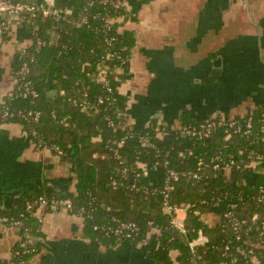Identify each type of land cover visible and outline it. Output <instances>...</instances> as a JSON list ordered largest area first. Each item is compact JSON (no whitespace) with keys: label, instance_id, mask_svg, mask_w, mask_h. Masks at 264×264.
Instances as JSON below:
<instances>
[{"label":"trees","instance_id":"1","mask_svg":"<svg viewBox=\"0 0 264 264\" xmlns=\"http://www.w3.org/2000/svg\"><path fill=\"white\" fill-rule=\"evenodd\" d=\"M54 3L56 7L70 9L71 13L66 19L40 18L36 23L37 36L45 44L39 48L29 45L26 54L14 55L10 73L16 84L2 98L0 115L2 105L8 114L0 123L21 125L36 149L58 148L62 153L60 160L68 163L74 173V191L61 192L43 185L18 197L11 210L0 209V216L22 222L21 239L13 244L8 258L0 259V264L19 261L29 264L38 252V243H32L31 239L40 236V218L35 214L36 207L27 210L26 205L39 197L69 199L74 212L84 222L85 234L103 245H114L127 234L128 239L137 244L151 230H156L158 243L152 252L155 260L169 262L175 253V264H192L187 240L200 229L208 241L193 258L197 264H247L250 259L245 256L247 249H252V255L264 264V247L251 245L259 235L258 224L250 222L254 213L264 217V206L255 200L257 187L264 185V134L261 129L264 108L233 117L241 124L251 119L252 129L247 135L228 127H217L200 139L183 137L178 129H165V133L158 136L155 121L141 132L131 129L119 116L126 108L119 85L128 72L134 45L133 32L126 28L125 21H133L134 16L125 9L115 11L108 5H101L98 0H55ZM106 13L128 16L106 28L100 19ZM81 18L85 19L81 25L71 21ZM52 32L57 37L49 43ZM24 36L34 39L30 29ZM111 37L113 39L106 43L105 38ZM112 51L120 55L124 63L103 58ZM24 62L29 67L25 79L37 93L35 97L25 94L20 87L22 80L18 72ZM100 62L107 70L117 66L123 70L119 75L121 81L108 75L110 93L93 77ZM51 91L55 94L48 96ZM98 97L104 98L103 103H97ZM84 102L94 108L83 109ZM30 110L39 112L37 122L22 116ZM201 122L190 119L186 113L180 116V126H197ZM126 137L128 140L118 145V141ZM141 137L147 143L142 144ZM252 154L260 155L261 159L252 160ZM199 159L207 166L199 169ZM230 160L234 165L227 171L212 169L214 163ZM137 164L150 167L158 164L163 170L184 174L173 182L170 197L173 203L191 205L185 220L187 234L170 226L168 216L161 210L160 188L141 180ZM194 172L199 174L198 178L191 177ZM234 194L237 200L231 212L246 221L238 231L240 241L236 240L237 232L224 221L208 225L200 217L205 210ZM227 210L225 208L221 215ZM121 223H132L136 228L116 233L114 230L119 229ZM95 226L104 229H94ZM225 244H229L230 249L224 256Z\"/></svg>","mask_w":264,"mask_h":264},{"label":"crops","instance_id":"2","mask_svg":"<svg viewBox=\"0 0 264 264\" xmlns=\"http://www.w3.org/2000/svg\"><path fill=\"white\" fill-rule=\"evenodd\" d=\"M127 5L134 19L125 26L134 45L119 92L131 129L141 132L155 121L175 130L183 113L198 122L264 108V0H127ZM28 29L15 25L0 38V101L14 86L10 66L27 44ZM139 172L143 182L162 185L158 164ZM74 183L68 163L36 149L18 123H0V209L11 210L18 197L43 185L66 192L74 191ZM233 197L205 210L204 221L217 224ZM36 215L40 236L31 242L39 250L29 264H175V253L166 263L152 256L156 230L137 244L125 238L103 245L85 234L78 215L41 208ZM21 237L20 229L0 228V259L10 256Z\"/></svg>","mask_w":264,"mask_h":264},{"label":"built area","instance_id":"3","mask_svg":"<svg viewBox=\"0 0 264 264\" xmlns=\"http://www.w3.org/2000/svg\"><path fill=\"white\" fill-rule=\"evenodd\" d=\"M55 0H0V38L8 35L12 28L15 25L19 26H28L31 30V34L34 39H27V44L18 52L20 54H26V48L29 45L35 44L36 48H39L45 44L43 40H41L37 36V26L34 22L35 19L39 21L40 18H51L53 20H59V19H66L67 15L71 13L70 9L68 8H59L55 6L54 3ZM98 3L104 6H109L115 11L125 9L128 10L127 0H98ZM88 5L91 6L92 2L89 1ZM130 12V11H129ZM130 15L133 16V14L130 13ZM128 14H118L116 16H112L109 14H104L100 19L103 21V24L106 28H110L111 25L115 22H122L124 21V18H126ZM75 25H81L82 23H85V19H77V20H71ZM125 23H129V21H125ZM55 32H52L50 35L51 40L49 43H52L56 39ZM113 38H105L106 43H109ZM30 60H33L32 57H30ZM104 59H117L121 61V64L124 63V60L118 55L116 52H108L105 54ZM103 62H100L97 65V73L93 74V77L102 83V85L105 87L107 92H111L112 89L109 85V81L107 79L108 75H111L112 79L121 81V78L119 77L120 74H122L123 70L119 66L115 67L114 69H108L105 65L102 64ZM29 71L28 64L26 62L22 63L18 74L20 75V79L22 82L20 83V87L23 89L25 94H29L33 97L37 95L34 89H32L30 81L25 79L26 74ZM16 84V81L14 80V85ZM108 99V98H107ZM104 98L98 97L97 103H103ZM2 100L0 101L1 106ZM93 109L94 106L88 102L83 103V109ZM3 111L1 112L0 119H4L7 116V111L4 109L2 105ZM24 118H29L33 122H37L39 117L38 111H28L25 114H22ZM119 116H121L126 124V113H119ZM128 126V125H127ZM217 127H228L234 130L236 133H240L242 135H247L251 133L252 129V123L251 119L248 118L243 124L239 122L238 119H234L233 117L230 118H224L220 116H212L207 118L206 120H203L201 123H199L197 126H180L178 128L179 133L183 137H190V138H203L207 137L209 133L216 129ZM156 130L157 135L160 136L163 133H165V127L161 122H156ZM262 132L264 134V127L261 128ZM26 135L29 137L28 133L24 131ZM225 132H228V129H226ZM131 137V136H130ZM129 137H126L120 141H118V145H121L125 140H128ZM262 140L264 141V135L262 137ZM140 142L142 144L147 143L146 139L144 137L140 138ZM42 149H48L52 151L57 157L60 158L62 155L61 151L58 148H42ZM253 159L259 161L261 159L260 155L252 154ZM164 165V164H163ZM198 168H203L207 166V163H205L203 160L199 159L197 161ZM232 165H234V161L230 160L228 162L224 163H214L212 165L213 170H219L227 171ZM143 164H137V168H143ZM163 183L159 187L160 188V194L162 196L161 200V210L162 212L168 216L169 218V224L170 226L178 231L181 234H187L188 230L185 226V220L187 211L191 207L190 204H176L171 201L170 194L172 190L174 189L173 182L177 181L180 176H183V173H178L173 170H163ZM123 174L127 172V170L124 168L122 170ZM192 178H198L199 174L197 172H194L190 174ZM112 185H115V181H112ZM234 197L237 200V194H234ZM256 203L259 205L264 206V185H259L257 187V193L255 195ZM33 207H36V211L38 209H46L50 211H57V210H63L70 214L77 215V213L74 212L73 206L71 204V201L67 198H61V199H50L46 200L42 197H39L37 200L33 201L32 203H27L26 208L27 210H31ZM234 207V204L231 205L230 208H228L227 211H225L219 218L218 222L220 220L224 221L234 232H237L236 234V240L240 241L241 236L238 233L240 227L246 223L245 220H240L236 216H234L231 212V209ZM36 214V212H35ZM200 217L203 219V214L200 215ZM204 220V219H203ZM251 223L258 224L256 229H259V235L251 244L254 247H264V217L260 218L259 214L254 213L250 218ZM2 227H12L17 228L22 231V222L19 219H12L8 218L6 216H0V228ZM135 225L132 223H121L119 229L114 230L116 233H121L122 230H133L135 229ZM94 229H100L103 230V227L95 226ZM109 230V228H107ZM106 229V230H107ZM126 238L128 239V234L126 235ZM208 238L207 236L202 232V230H197L194 237L189 238L187 240V245L189 248V251L192 256V264H197V262L193 259L196 256L197 250L207 243ZM25 243H21V246H24ZM229 244H225L224 246V256L227 255V252L229 251ZM248 257H250L249 262L247 264H260L256 257H254L252 254V249L245 250ZM17 264H26L25 261H19ZM219 264H229L227 262H221Z\"/></svg>","mask_w":264,"mask_h":264},{"label":"water","instance_id":"4","mask_svg":"<svg viewBox=\"0 0 264 264\" xmlns=\"http://www.w3.org/2000/svg\"><path fill=\"white\" fill-rule=\"evenodd\" d=\"M37 21H38V20H37V19H35V21H34V22H37ZM54 93H55L54 91H53V92H50V93H48V96H49V95H52V94H54ZM232 199H233V201H236V198H235V197H233Z\"/></svg>","mask_w":264,"mask_h":264}]
</instances>
